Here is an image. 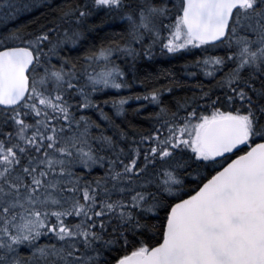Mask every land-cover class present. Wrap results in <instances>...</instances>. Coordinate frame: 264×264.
<instances>
[{
  "label": "snow or ice",
  "instance_id": "obj_1",
  "mask_svg": "<svg viewBox=\"0 0 264 264\" xmlns=\"http://www.w3.org/2000/svg\"><path fill=\"white\" fill-rule=\"evenodd\" d=\"M0 264H264V0H0Z\"/></svg>",
  "mask_w": 264,
  "mask_h": 264
},
{
  "label": "trees",
  "instance_id": "obj_2",
  "mask_svg": "<svg viewBox=\"0 0 264 264\" xmlns=\"http://www.w3.org/2000/svg\"><path fill=\"white\" fill-rule=\"evenodd\" d=\"M171 63L179 64V61H173V60H170V59L165 58V57L164 58L163 57H157L156 64H153L151 66V68H152V70H155L157 64L167 65V64H171ZM136 90H142V86L137 85ZM148 110H151V106H149Z\"/></svg>",
  "mask_w": 264,
  "mask_h": 264
},
{
  "label": "rangeland",
  "instance_id": "obj_3",
  "mask_svg": "<svg viewBox=\"0 0 264 264\" xmlns=\"http://www.w3.org/2000/svg\"><path fill=\"white\" fill-rule=\"evenodd\" d=\"M164 58V57H163ZM166 58V57H165Z\"/></svg>",
  "mask_w": 264,
  "mask_h": 264
}]
</instances>
